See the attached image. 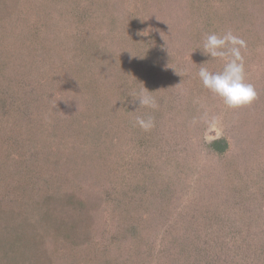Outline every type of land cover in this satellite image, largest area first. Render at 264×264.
<instances>
[{"label":"trees","instance_id":"obj_1","mask_svg":"<svg viewBox=\"0 0 264 264\" xmlns=\"http://www.w3.org/2000/svg\"><path fill=\"white\" fill-rule=\"evenodd\" d=\"M226 30L257 92L237 110L197 76ZM144 87L155 110L132 100ZM34 144L53 151L27 169ZM0 183V264H264V0H0Z\"/></svg>","mask_w":264,"mask_h":264},{"label":"clouds","instance_id":"obj_2","mask_svg":"<svg viewBox=\"0 0 264 264\" xmlns=\"http://www.w3.org/2000/svg\"><path fill=\"white\" fill-rule=\"evenodd\" d=\"M246 47L247 42L231 30L207 33L202 38L201 52L209 59L200 64L197 76L202 86L218 97L228 109L237 110L250 106L257 98L255 86L247 80L241 51ZM209 60L221 61L222 69L211 71L207 67ZM151 93L144 87L132 96V100L138 101L139 107L155 110L158 104ZM135 125L144 131H150L155 126V120L151 115H137Z\"/></svg>","mask_w":264,"mask_h":264},{"label":"rangeland","instance_id":"obj_3","mask_svg":"<svg viewBox=\"0 0 264 264\" xmlns=\"http://www.w3.org/2000/svg\"><path fill=\"white\" fill-rule=\"evenodd\" d=\"M114 0H112V2H113ZM169 1H171V0H169ZM178 1H181V0H178ZM123 5H124V3H123ZM183 4L182 3H179V8H180V6H182ZM124 7H126V6H124ZM116 8V9H115ZM113 7V8H111V9H107L108 11H109V13L110 12H113V11H116V10H118L115 14H117L120 10L119 9H121V11L124 9H122L119 5H117L116 7ZM119 8V9H118ZM106 10V11H107ZM106 11H105V13L104 14H106ZM101 16H102V14H100ZM103 16H105V15H103ZM106 18V17H105ZM113 21V20H112ZM121 21H122V19H121ZM165 21H167L168 22V20L166 19V20H164L163 22H165ZM109 22H111V19L110 20H106L105 22H104V25H108L109 24ZM121 23V22H120ZM119 24V23H118ZM120 26V25H119ZM126 29H124L123 31H125ZM122 31V30H121ZM114 32L113 33V35L114 34H116L117 36H118V39L120 40V41H124V39L123 38H121L122 37V34H123V31L122 32ZM126 33V32H125ZM124 33V34H125ZM105 37V36H104ZM120 37V38H119ZM111 39H114L113 37H111ZM117 39V40H118ZM165 38H163V40H164ZM174 45H171V43H169V45H168V47H167V49L168 50H170L169 51V53L170 54H172L173 55V58H175V54L173 53V51H172V49H171V47H173ZM200 55V58H205V57H203V55L200 53L199 54ZM121 57H123V56H121ZM176 60H174V62L171 64L170 63V66H171V68H172V66L175 64V65H177L178 66V68H179V70H180V72H182L183 73V67L185 68V71H191L190 69L192 68L191 66H189V65H186V63L185 62H182V63H179L178 62V58H175ZM186 59H187V56L185 55V57H184V61H186ZM120 64V63H119ZM122 65L120 64V67H121ZM178 70V69H177ZM94 71L95 72H97V74H100V71H101V69H97V68H94ZM182 75V74H181ZM91 92L92 93H94V94H96V92H97V90H91ZM87 97H89V98H92L91 97V95L89 94ZM88 101H89V99H87ZM87 100H85V98L84 99H81L80 98V101H79V103H82V104H85L86 102H87ZM82 101H84V103L82 102ZM88 103H90V102H88ZM93 103V102H92ZM31 105H32V108H33V111L34 110H36V109H39V104L38 103H31ZM223 131L224 130H222V128H220V126L219 125H214L213 127H210L209 129H208V131L205 133V138L208 140V141H210V140H213L214 138H216V137H219V136H221L222 134H223ZM37 134H38V132H37ZM43 136V135H42ZM42 136H41V139H42ZM39 137V136H38ZM34 137H33V135H32V139H33ZM50 138V137H49ZM39 140H40V138H39ZM34 141H36L37 142V140H36V138H34ZM55 144L56 143H53L52 142V146L53 147H55ZM247 145V148H249V147H251V145H249V144H246ZM34 146L35 147H31L32 149H30V148H28V147H23V148H21L22 149V151H20V154H22V156H23V160H22V163H24L25 164V166H26V168L27 169H29V168H34V166H32V164L28 161H26V160H24V155L25 154H27L28 156H31V154H33V158H39L40 157V154L41 153H46V155H44V157H41V158H39V159H43V158H47L48 160H50V157H49V155H48V153L50 154V152H52L53 151V149L52 148H50V149H48V147H46V146H44V147H41V148H36V144H34ZM42 146H43V144H42ZM34 148V149H33ZM26 151V152H25ZM41 152V153H40ZM53 154V153H52ZM42 155V154H41ZM40 160V161H41ZM24 166V167H25ZM32 166V167H31ZM45 167V162H44V160L40 163V164H38V168L40 169L41 167ZM60 166V165H59ZM49 167H55V161L54 160H51L50 161V166ZM48 167V172L46 173V171H45V169L44 170H42L41 172L39 171L38 172V177H40L41 176V179H40V182H41V184H42V187H41V189L42 190H47V188L49 187V185H51V186H53L55 183H56V181L55 180H51L49 177L48 178H45L44 179V177H46V176H50V173H51V170L52 169H50ZM38 168H36L35 170H38ZM15 170H16V172H13V173H16L17 174V170L19 171V169H17V167L15 168ZM31 175H32V173H31ZM12 176H17V175H9L8 176V178H6L7 180H5V181H3L2 182V184H9V182H11V179H9L10 177H12ZM13 181V180H12ZM16 182H18V184H19V180L18 181H16ZM13 183H15V180L13 181ZM1 184V183H0ZM15 190V189H14ZM40 193H42V196H40V197H38V199L40 200V201H42V199H43V197H45L44 195H43V193H47V192H40ZM232 196V195H231ZM22 197H25V196H22ZM27 198V197H26ZM235 200V199H234ZM234 200H229V202H231V201H234ZM241 199H236V201H240ZM247 202H249V201H247ZM245 205V204H244ZM245 209H248V207L246 208V207H244ZM251 214L252 213H250L248 210H244V212H243V216H247L248 215V217H246V218H248V219H246L245 220V222H249L250 223V221H251V219L252 220H254L255 219V217L254 216H252L251 217ZM203 215H205V214H203ZM241 215V216H242ZM241 216H240V218H239V216H236L237 218H239L238 220V224H241L242 222H241V220H242V218H241ZM256 219H257V216H256ZM211 221H214L215 222V220H214V218H213V216H212V220ZM190 220H189V218H188V216H184L183 217V221H182V223H181V226H179L178 227V229H183V230H180L181 232L182 231H184V229H186V230H188L189 229V224H190ZM222 225V224H221ZM221 225L219 224V227H221ZM241 227H239V228H237V230L239 231V229H240ZM258 234V233H257ZM253 254L254 253H252L251 255L250 254H248V256L246 257V255L244 254V256H245V258H243V259H241V261L238 263V264H249L250 262H252V260H254L253 259Z\"/></svg>","mask_w":264,"mask_h":264}]
</instances>
